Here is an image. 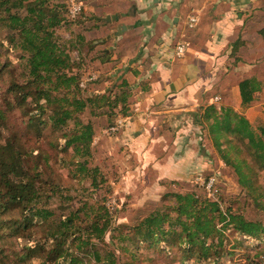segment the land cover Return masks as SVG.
Here are the masks:
<instances>
[{"label":"trees","instance_id":"1","mask_svg":"<svg viewBox=\"0 0 264 264\" xmlns=\"http://www.w3.org/2000/svg\"><path fill=\"white\" fill-rule=\"evenodd\" d=\"M66 7L61 0H0V78L4 80L3 94H8L0 105V240L15 236L34 241L36 232H46L45 238L22 246L23 252L14 264H28L26 261L33 257L41 258L36 264H77L85 258L94 259L96 264H118L116 253L99 245L113 224L105 204L85 202L71 209L69 215L56 218L46 206L64 190L55 182L57 168L51 164L60 162L52 157V151L61 143L73 151L69 165L74 166L75 177L82 174L84 179L91 178L94 189L104 181L100 168L89 165L97 126L92 121L84 122L79 114L88 107L95 114L94 108L103 104L109 106L106 112L110 115L119 104L120 111L128 112L127 91L114 96H81V74L70 72L75 63L56 31L66 16ZM261 34L264 36V28ZM13 50L19 51L25 68L20 79L9 74L12 60L6 56ZM126 85L122 82L120 86ZM262 88L263 82L256 77L242 80L243 106L248 107ZM18 113L28 118L18 125L28 133L22 135L13 129L12 134L4 136L10 117ZM194 116L220 158L234 168L239 184L264 211V186L257 182L264 171V124L254 128L243 112L215 104L201 107ZM48 125L52 135L42 139ZM32 144L30 149L28 145ZM174 198L165 211L153 212L132 230L114 236L125 243L121 248L131 255L127 264L137 258L139 245H134V240L178 254L184 261L193 258L190 264H224L222 260L232 254L227 249L228 231L256 241L264 238L263 221L225 208L219 199L195 192L175 193ZM88 210L91 218L82 219L80 214ZM5 245L0 242V264H8Z\"/></svg>","mask_w":264,"mask_h":264},{"label":"rangeland","instance_id":"2","mask_svg":"<svg viewBox=\"0 0 264 264\" xmlns=\"http://www.w3.org/2000/svg\"><path fill=\"white\" fill-rule=\"evenodd\" d=\"M70 1L61 0L67 5L65 9L68 11L65 13L66 16L61 26L56 28L61 45L65 47L67 52L71 53L72 63H75V67L70 72L81 74L80 83L90 75H99L98 80L89 82L82 87V97L87 98L91 94L93 96L97 95V97L104 94L111 95L116 92L117 88L115 86L122 84V80H117L114 82L113 88L110 87L113 81L110 78L111 76H109L112 64L118 65L121 70L125 69L124 63L127 61L123 62L122 59H125L128 53L134 61L136 60V57L140 54V41H145L148 38V30H152V33L155 31V26L149 24L152 20L151 17L152 15L156 16V11L164 3L154 0H78L82 3L83 9L76 18H73L70 14L72 6ZM144 7L148 9L146 12L149 15L142 20V23L146 24L144 25L143 35L142 33L141 35L136 33L131 36L123 33L122 25L125 24L131 27L132 23L130 22L135 21L136 23L138 20L135 19H139L142 14L141 10ZM134 8L137 10L138 15L133 13ZM108 15H111L109 22L105 20ZM115 16L119 18L116 19ZM157 19L158 17L156 16L155 20ZM6 33L7 31H4L3 35ZM79 35L83 36L84 40H81ZM127 39H130L132 46L129 50L125 48V45L128 44ZM76 46H79V48L77 49ZM106 54H110L109 57ZM18 55H20L19 51L13 50L7 53L6 58L9 56L12 60L9 66L10 76L20 79L22 74H24L25 68L23 60L18 58ZM110 57L111 59H109ZM97 60H109L108 62L110 63L103 65ZM122 64L123 66H120ZM136 71L139 70L136 68ZM3 86L4 80L0 78V105L8 99V94H3ZM220 104L221 102L216 103V105ZM257 107L258 109L250 116L251 120L249 119L254 128H259L264 124V98L259 101ZM118 110L120 111V109ZM106 111H109V106L103 104L101 108H94L95 114L90 107L79 114L80 119L84 122L92 121L95 125L99 121L101 122V125L95 131L92 146L93 155L89 160L90 166H98L100 168L101 177L104 179L98 188L94 189L92 187L91 178L84 179L82 174L78 175V177L74 176V171L72 172L74 166L69 165L73 153L71 148L66 149L61 143L59 148L52 151V157L60 160V162L57 161L58 164L51 162L57 168V175L54 180L64 188L59 197L47 202L46 206L55 214L53 218L60 215H69V212L83 206L85 202L90 205L96 203L105 204L110 210L113 224L107 231L104 240L99 242V245L101 247L107 246L108 249L114 251L118 256V264H127L131 255L121 248L125 243L118 242L114 236H119L121 233L132 230L133 226L137 225L143 217L153 212L165 211L166 207L174 203L175 193L195 192L199 195L208 196L212 200L219 199L223 207H231L234 211L246 215L250 220L263 221L264 223V211L259 209L253 198L249 197L247 190L239 184L234 168L226 165L220 158V154L213 146L208 133L202 129L200 122L196 121L194 114L198 112L188 115L194 125L191 124L190 127H187L188 131L192 129L191 134L194 136V141L191 146L195 149V158L188 165L194 164V167H189L186 170V175L179 176V178L176 176L159 178V175L154 170L146 169L141 174H137V170H134V166L139 161L131 157L130 150L126 149L127 145H120L115 139L117 134L123 130L124 125L114 133H103V130L115 118V114L126 116V110L125 112H115V114L113 113L114 115H110ZM27 119L20 113L13 114L10 117L7 130H4V136L12 134L13 129L22 135L28 133L18 127L20 122H26ZM50 135H52V128L48 125L44 130L42 139L44 136ZM200 136H202V139ZM27 137L28 141L32 142V139L29 136ZM53 139H56V137H52ZM60 141L63 140L60 139ZM34 145H28V147L32 149ZM34 151L38 152V149ZM83 159L82 157L81 160ZM66 164L69 166H66ZM185 165H187V162L183 166ZM258 177L257 182L264 186V171ZM210 179H213V183L208 187V183H203V181ZM210 182L212 181L210 180ZM89 211L91 212V210L82 212L80 217L85 220L91 218ZM115 226L117 229L113 230ZM227 233L230 236V243L227 249L232 254H230L229 258L222 260L224 264H264V238L256 241L243 238L232 231ZM45 235V231H39L32 237L34 241H37L43 237L45 238ZM34 241L15 236H6L0 240L7 247L6 253L8 256L5 259L6 263L14 264V261L23 252V249L21 250L22 246L33 244ZM134 242V245H139V250L136 252L137 258L133 261V264H190L194 262L193 258L184 261L178 254L168 253L160 247H150L147 242L139 240H134ZM40 261L41 258L33 257L28 259L26 263L36 264ZM15 264H22V262ZM77 264L96 263L94 259L85 258L83 262Z\"/></svg>","mask_w":264,"mask_h":264},{"label":"crops","instance_id":"3","mask_svg":"<svg viewBox=\"0 0 264 264\" xmlns=\"http://www.w3.org/2000/svg\"><path fill=\"white\" fill-rule=\"evenodd\" d=\"M154 1L164 3L155 13L158 19L152 15L149 23L155 26V31L148 30V38L140 41V54L135 61L129 53L122 59L127 61L124 71L112 64L109 72L113 79L110 87L117 80L127 83L123 87L115 86L112 95L122 90H127L129 95L125 105L129 107L127 115L115 114L110 123L122 120L123 130L115 139L120 145H127L131 157L139 161L134 166L137 174L147 169L157 172L159 178H179L186 175L189 167H194L188 165L195 158L191 146L194 136L192 129L187 130L194 125L189 114L221 102L216 105L218 108L231 106L251 120L257 104L264 98V36L261 34L264 0ZM147 10L145 7L141 10L139 19H135L138 21L130 22L131 27L122 25L123 33L143 35L146 24L142 20L149 15ZM136 11L134 8L133 13L138 15ZM193 16L197 21L191 26ZM105 20L109 22L111 15ZM127 42L125 48L129 50L130 39ZM179 44L186 46L183 56L177 55ZM97 61L103 65L110 63ZM251 77L261 80L263 88L245 107L240 82ZM120 108L122 104L114 112H120ZM99 125L100 121L97 128Z\"/></svg>","mask_w":264,"mask_h":264},{"label":"built area","instance_id":"4","mask_svg":"<svg viewBox=\"0 0 264 264\" xmlns=\"http://www.w3.org/2000/svg\"><path fill=\"white\" fill-rule=\"evenodd\" d=\"M78 0H71V9H70V14L73 18H76L80 12L83 9V5L81 2H77ZM197 21V18L195 16L191 17L190 19V24L191 26H193L195 24V22ZM186 52V46L184 44H179L177 46V55L178 56H183ZM97 76L96 75H90L89 77H86L85 79H83L80 83V86L83 87L85 85H87L89 82H92L94 80H96ZM123 125L122 120H118L117 122L110 124L108 127H106L103 131L104 134H108V133H114L116 131H118L121 126ZM210 180L212 182H210ZM208 181H203L206 182V184L208 183V187H210L213 183V179H210Z\"/></svg>","mask_w":264,"mask_h":264}]
</instances>
